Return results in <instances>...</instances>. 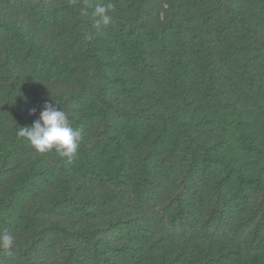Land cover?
I'll return each instance as SVG.
<instances>
[{
	"label": "trees",
	"instance_id": "1",
	"mask_svg": "<svg viewBox=\"0 0 264 264\" xmlns=\"http://www.w3.org/2000/svg\"><path fill=\"white\" fill-rule=\"evenodd\" d=\"M100 2L0 0V264H264V0Z\"/></svg>",
	"mask_w": 264,
	"mask_h": 264
},
{
	"label": "clouds",
	"instance_id": "2",
	"mask_svg": "<svg viewBox=\"0 0 264 264\" xmlns=\"http://www.w3.org/2000/svg\"><path fill=\"white\" fill-rule=\"evenodd\" d=\"M92 7V15L96 18V25L107 26L110 21V13L115 5L111 0L107 2L87 5ZM87 7L83 8L82 14L87 15ZM31 110L30 114L34 113ZM17 135L28 140L30 145L41 154L55 151L61 158L71 162L82 141V133L73 128L65 111L55 103H45L39 116L31 126L19 127ZM14 244V236L7 230L0 231V249L10 250Z\"/></svg>",
	"mask_w": 264,
	"mask_h": 264
}]
</instances>
